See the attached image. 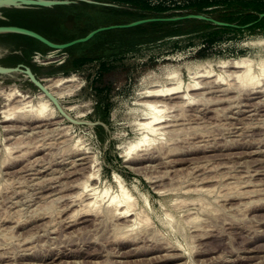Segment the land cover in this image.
Listing matches in <instances>:
<instances>
[{
  "label": "rangeland",
  "instance_id": "rangeland-1",
  "mask_svg": "<svg viewBox=\"0 0 264 264\" xmlns=\"http://www.w3.org/2000/svg\"><path fill=\"white\" fill-rule=\"evenodd\" d=\"M101 1L117 6L8 7L0 9V25L20 22L65 42L147 17L200 13L237 26L225 30L192 18L111 29L41 63L32 60V49L18 47L32 43L45 55L54 51L49 46L21 34L0 35V64L24 61L73 119L22 73L0 75V264H264V81L236 88L229 76L236 69L222 67L226 60H249L264 46V26L240 27L252 8L264 11V0H208L212 6L202 9L197 6L206 0ZM58 27L66 31L55 32ZM62 57L66 61L58 62ZM207 69L228 83L196 78L203 89L191 92L194 103L180 108L179 99L169 100L176 104L169 113L174 121L163 139L126 161L125 147L139 136L145 82L171 72L189 82L198 76L191 72ZM66 78L75 80L52 86ZM15 88L34 105L47 100L59 117L25 116L19 108L25 101L7 98ZM6 110L16 115L5 116ZM94 170L93 183L110 185L111 194L119 192V176L137 203L133 213L149 219L139 213L136 224L134 217L116 219L115 210H104L108 197L98 218V211H91L96 218L81 211L72 217L86 199L79 196L82 182Z\"/></svg>",
  "mask_w": 264,
  "mask_h": 264
},
{
  "label": "bare ground",
  "instance_id": "bare-ground-1",
  "mask_svg": "<svg viewBox=\"0 0 264 264\" xmlns=\"http://www.w3.org/2000/svg\"><path fill=\"white\" fill-rule=\"evenodd\" d=\"M259 43L260 44L261 43L264 44V39L259 40ZM263 48H264V46L262 47V49ZM262 49L257 51L255 55L251 56V58L249 60L241 59V60H237V61H232L231 63H229L226 60V61L222 62V67H224L226 65H229V66L231 65L230 67H233L234 69H236L232 73H230V75H229L231 77L234 76L233 79L235 80L236 88H237V85H239L241 87H244V86L246 88L249 87V89H250V88H252L254 86L255 87L257 85L259 86L260 83H262L261 81H264V65L262 63L263 62L262 59H264V54L262 53ZM56 51H58V50H54V51H52L49 54H45V59L54 58ZM195 68L196 67L194 65H188V70L189 71L192 70V69H195ZM191 73H194L195 75H198V76L191 78V80L189 82L182 81V79L179 76V74H175L174 76H172V72L169 73V75H171V77H169L167 79H163V78H159V77L154 76L150 81L145 82V84H147L149 86H146L144 88V90L141 93H139V96L145 99L143 102H141V106H140V110L142 112L143 118L137 119V121L135 123L137 125V127H138L137 130L139 131V136L135 140L131 141L125 147V150L123 151V154H124L125 157H127L126 161H131V159L134 160L133 158H131L132 157L131 154H134L135 152H140V151H143V150L145 151L147 146L149 147V145H153L158 139H160V136L162 138V135L163 136L165 135V132H167L165 130H166V128L169 127L168 124L171 121H174V118H173L174 116H170L169 115L170 110H172V108L177 103L180 104V105H178L179 107L180 106L183 107L182 105L193 104L194 103V101L196 100V97L193 96L191 94V92L203 89V87H202V81L203 80H198L196 78H205V79H207V78L215 76L216 78H215L214 83H218L220 85H224V83L225 84L228 83L227 79L222 77L221 74H217V76H216V74L213 75V72L210 69L209 70L207 69V70H205L204 72H201V73L195 70L194 72H191ZM66 79L64 81L62 79H59L58 81H56V85L55 84L54 85L51 84V85L53 87L54 86L55 87H58V86L61 87L65 83H68V82H71V81L74 82L73 80H75V79L72 80V78L71 79L68 78L67 80ZM50 81H52V80H50ZM52 82L55 83L54 81H52ZM231 86H233V85L231 84ZM15 89H14V91L12 90L9 95H7V98L9 96V97H11L10 99H13V97H15V98H21L22 100L25 101L23 103V105H21L20 107L19 106H17V107L15 106L16 109L19 107L23 111V112H21V110L19 111V110H16L14 108L16 113H19V112L24 113L25 116L27 115V116H29V118H33L32 120L42 121V122L43 121L48 122V121H51V120L53 121V119H57L59 117L58 115H56L57 112L53 109V107H51V104H49L47 102V100L45 101V99H41L38 103H36V105H34L31 100H27L30 97V96L28 97V94H24V92H21L20 90H18V89L15 90ZM179 94L181 96H177ZM199 96H200V94H199ZM41 98H43V96H41ZM174 98L179 99V102H175L176 104L175 103L172 104L171 102H169V100L171 101ZM12 109H10V110L8 109L9 112ZM13 112L8 114V111H7V113H6L7 115H5V116H9V115L11 116L12 114L16 115V113L15 112L13 113ZM169 116L172 117L173 119H170ZM9 119L13 120V118H11V117L10 118H6V120H9ZM115 177H116V180H117L120 188H119V192L111 194L112 190H111V186L110 185H107L104 188L99 189V187L96 186L97 182H96V184L93 183V181H97V179H98L96 170H94L93 173L88 174V177H86L87 178L86 181L84 180V182H82L83 184L82 183H81L82 185L80 184L81 186H83V187H81V188H83V191L81 190L83 193L81 191H79V193L81 192L79 194V196H81V197L84 196V197H86V199L82 198V200H81L83 202L82 209L75 210V211L73 210L74 208L72 209V211H73V214H71L72 217L74 216V213L76 214V212H77L79 214L80 211L84 212V214H85L84 216L91 215V214L93 215V213H91V211L95 212V214L98 211L97 212V216H96L98 218L99 217L98 213L102 212L101 210L103 209L102 208L103 207L102 206V202L103 201L105 202L104 199L106 197H108V199L106 198L107 199L106 201H108L106 203L108 205L106 204L107 206H105V207L109 208V209H106L104 207L105 208L104 210H107L108 213L109 212L110 213H114V210H115L114 214H116V212H117V218L116 219H118V220H120L121 218H123V219L124 218H128V217L132 218L134 216H136V219H137L139 212L137 214L133 213V210H137L138 211V209H134V208H136L135 206H136L137 203L135 204L136 201L133 198V195L131 194L129 189L125 186V184H123V181H121V179L118 178L119 176L117 177V175H116ZM91 181H92V183H90ZM113 192H114V190H113ZM82 194H84V195H82ZM77 196L78 195H76V197ZM73 197H75V196H73ZM79 207L81 208V205ZM108 210H110V211H108ZM141 212H142V210H141ZM80 214H83V213H80ZM139 214L141 215L143 213H139ZM100 215H102V213ZM104 215L106 216L105 213H104ZM69 216H70V214H69ZM141 216H144L143 218L146 217L147 220L149 219V218H147L146 215H141ZM100 217H103V216H100ZM112 217H116V216L114 215ZM119 217H120V219H119ZM95 218H92V219H95ZM89 219H88V221H89ZM129 219H128V222H129ZM122 220H121V222H123ZM125 220H124V223L126 222ZM134 221H135V217H134ZM137 221H139L140 223L143 222V220L142 221L137 220ZM128 222H127V225H128ZM133 223L136 224V221L133 222ZM133 223H132V226L134 225ZM127 225L125 227H127ZM121 226H122V224H121ZM125 227L121 228V230L122 229L125 230ZM129 227L131 229L133 228V227H131V225ZM133 229H135V228H133ZM132 230H130V231H132ZM127 231H129V229ZM123 236H124V234H123Z\"/></svg>",
  "mask_w": 264,
  "mask_h": 264
},
{
  "label": "water",
  "instance_id": "water-1",
  "mask_svg": "<svg viewBox=\"0 0 264 264\" xmlns=\"http://www.w3.org/2000/svg\"><path fill=\"white\" fill-rule=\"evenodd\" d=\"M81 1L88 2V3H99L97 0H0V9L8 8V7H14V8H19V9L51 8L54 6L77 4ZM100 4L117 6V4L115 3H107V2H100ZM0 15H2L1 10H0ZM260 17H264V13H261ZM192 18L202 19V20L209 21L215 25H220V26H237L236 24L225 22V21H219L212 17L206 16L204 14L192 13V14L175 16V17H147V18H141V19H137L131 22H127V23L100 26L88 32L85 36H82L80 38H76L70 41L62 42V43L54 42L34 29L20 26V25H14V24L0 25V35H7V34L25 35V36L34 38L46 44L52 50L61 51L77 43L89 41L96 34L103 32V31H107L111 29H120V28H131V27H135V26H138L144 23H149V22L181 21V20L192 19ZM40 53L45 57V55L42 52ZM50 61H53V60H50ZM14 73H22L23 75H25L37 88H39L40 90L44 91L47 94V96L51 99V101L54 102V104L57 106V108L59 109V112L63 113L65 116H69L63 110L60 100L55 95H53L50 91L47 90L46 86L42 83L40 77H38V75L33 72L30 66L22 65V64H19L17 66H5V65L0 64V75H12ZM68 118L72 119L70 116Z\"/></svg>",
  "mask_w": 264,
  "mask_h": 264
},
{
  "label": "trees",
  "instance_id": "trees-1",
  "mask_svg": "<svg viewBox=\"0 0 264 264\" xmlns=\"http://www.w3.org/2000/svg\"><path fill=\"white\" fill-rule=\"evenodd\" d=\"M112 1H114V2H120V3H125V4L126 3L127 4H130V3H134L133 1H135V0H112ZM137 4L138 3H136V5ZM139 6H141V7L143 6L144 8L147 7L146 8L147 10H149L148 7H150V5L148 3L147 4L140 3ZM211 6H212V4H210V2L208 0H206V1L200 2V6H197V8L202 9V8L211 7ZM261 13H264V11L260 12V11H258V8H252V12H249V13L246 14V16H245V19L246 20L243 21L244 23H243V25H240V27L241 28H244L246 26L248 28H251L252 27L254 29L261 28V26H264V17H260V14ZM228 18H230V16ZM223 20H225L226 22H229V23L232 22V20H230V19H223ZM241 20L242 19H238V20H236L234 22H241ZM154 23H156V22H154ZM208 24L211 25L214 28L215 27H219V26L214 25V24H212L210 22H208ZM249 24H251V25H249ZM220 29H225V30L228 29V30H230V29H234V27H231V26H223Z\"/></svg>",
  "mask_w": 264,
  "mask_h": 264
},
{
  "label": "flooded vegetation",
  "instance_id": "flooded-vegetation-1",
  "mask_svg": "<svg viewBox=\"0 0 264 264\" xmlns=\"http://www.w3.org/2000/svg\"><path fill=\"white\" fill-rule=\"evenodd\" d=\"M98 2H99V4H100V2H102L101 0H97ZM64 6H66V5H64ZM67 6H69V5H67ZM5 14H7V13H5ZM4 14V15H5ZM11 16V15H10ZM11 24H14V25H20V26H24V27H28V28H31V27H29V26H27V25H23V24H21L20 22H14V21H12L11 22ZM31 29H34V28H31ZM36 31H38V30H36ZM66 31V29L65 28H63V27H58V28H56V30H55V32H57V33H63V32H65ZM39 32V31H38ZM39 33H41V32H39ZM42 34V33H41ZM10 35H12V34H10ZM14 35H16V34H14ZM45 36V35H44ZM48 38V37H47ZM51 40V39H50ZM52 41H54V42H59V43H62V42H65V41H60V40H52ZM34 44V43H33ZM29 46H30V48H27V47H25V46H19L18 48L20 49V51L22 50V51H25V52H27L28 50L27 49H32V52L31 53H35L36 51H39V50H37V49H41L42 50V48L41 47H35V44L32 46V43H30L29 44ZM30 52V51H29ZM39 52H41V51H39ZM14 53H18V51H15ZM33 54H32V60H33ZM65 57H62L61 59H59V61L58 62H62V63H64L66 60L64 59ZM34 61V60H33ZM19 64H22V65H27L24 61H22V62H19V63H17L15 66H17V65H19ZM5 66H10V65H5ZM32 69V68H31Z\"/></svg>",
  "mask_w": 264,
  "mask_h": 264
},
{
  "label": "built area",
  "instance_id": "built-area-1",
  "mask_svg": "<svg viewBox=\"0 0 264 264\" xmlns=\"http://www.w3.org/2000/svg\"><path fill=\"white\" fill-rule=\"evenodd\" d=\"M44 56L36 51L34 54H33V60L36 61L37 63H41V58H43Z\"/></svg>",
  "mask_w": 264,
  "mask_h": 264
},
{
  "label": "clouds",
  "instance_id": "clouds-1",
  "mask_svg": "<svg viewBox=\"0 0 264 264\" xmlns=\"http://www.w3.org/2000/svg\"><path fill=\"white\" fill-rule=\"evenodd\" d=\"M5 17H3L2 15H0V19H4Z\"/></svg>",
  "mask_w": 264,
  "mask_h": 264
}]
</instances>
